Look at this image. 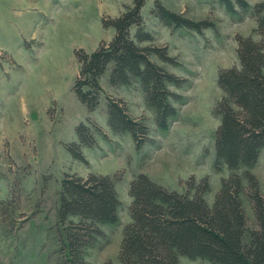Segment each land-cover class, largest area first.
I'll list each match as a JSON object with an SVG mask.
<instances>
[{
	"label": "rangeland",
	"instance_id": "obj_1",
	"mask_svg": "<svg viewBox=\"0 0 264 264\" xmlns=\"http://www.w3.org/2000/svg\"><path fill=\"white\" fill-rule=\"evenodd\" d=\"M155 1L192 21H206L197 32L165 25L154 13ZM249 6L264 0H245ZM132 0H0V264H72L63 260L62 225L57 220L58 191L65 174L111 175L120 206L118 221L101 226L102 235L85 248L80 264H121L118 252L123 229L130 223L129 185L145 174L164 187L185 193L207 177L204 194L212 205L221 180L235 172L214 167V134L219 118L213 110L223 93L221 69L237 65V37L255 33L250 11L229 12L220 0H145L144 29L152 40L140 46L165 47L173 61L151 60L184 82L168 88L177 115L166 130L157 128L154 110L137 83L112 86L108 72L100 84L97 108L88 112L73 92L78 73L75 52L91 53L109 42L114 31L103 20L114 18ZM136 29L131 30L134 36ZM120 101L129 117L147 127V140L136 147L130 133H115L107 123V101ZM88 118L100 130L83 146L85 162L72 158L76 126ZM248 170L264 195V150ZM243 184L247 182L243 179ZM247 225L256 222L242 195ZM179 264H212L180 256Z\"/></svg>",
	"mask_w": 264,
	"mask_h": 264
},
{
	"label": "trees",
	"instance_id": "obj_2",
	"mask_svg": "<svg viewBox=\"0 0 264 264\" xmlns=\"http://www.w3.org/2000/svg\"><path fill=\"white\" fill-rule=\"evenodd\" d=\"M220 1L229 12H235V6L250 11L259 36H238L237 65L221 69L217 75L223 95L213 110L219 118L214 167L225 166L235 172L221 180L212 205L204 198L209 188L207 177L180 193L145 174L136 175L129 185L130 223L123 229L118 252L121 264H179L180 256L212 264H264V195L254 174L236 172L253 167L264 150V1L253 6L245 0ZM144 3L132 0L118 16L103 20V27L114 31L109 42H101L91 53L82 49L75 52L79 68L72 89L92 112L99 105L100 80L105 73L112 86L137 83L154 110L155 125L166 130L177 115L172 101L180 99L168 85L180 86L184 80L151 60L154 55L163 62L173 61L165 47L139 45L152 40L144 29ZM154 13L167 26L197 32L210 26L171 12L159 1H155ZM133 28L136 32L131 36ZM107 123L115 133H130L137 148L147 140V127L131 119L120 101H107ZM75 130L77 141L68 150L73 159L85 162L81 149L94 143L100 129L86 118ZM115 182L111 175H64L58 191L57 220L63 229L60 244L66 263L80 264L85 248L102 235L101 226L118 221L120 201ZM243 194L252 206L255 228L247 225Z\"/></svg>",
	"mask_w": 264,
	"mask_h": 264
}]
</instances>
